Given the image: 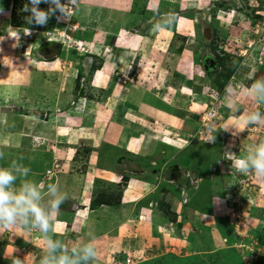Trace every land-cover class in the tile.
Masks as SVG:
<instances>
[{"label":"rangeland","instance_id":"1","mask_svg":"<svg viewBox=\"0 0 264 264\" xmlns=\"http://www.w3.org/2000/svg\"><path fill=\"white\" fill-rule=\"evenodd\" d=\"M82 2L99 6V13H90ZM60 3L70 7L67 18L57 11L46 25L36 26L25 19L29 0H12L22 28L18 39L0 29V167L13 168L17 186L26 182L24 170L30 168L27 182L37 185L47 207V188L63 174H83L91 150L88 141H76L73 160L62 151L50 155L54 132H46L52 119L76 111L92 119L100 113V123H110L114 114L115 122L135 123L136 130L144 123L152 139L147 146L152 162L144 165L127 156L132 174L121 176L120 187L104 189L100 180L101 203H116L122 185L133 178L151 185L137 196L143 197L133 210L136 221L121 227L128 240L101 232L99 243L92 245L96 259L80 264H264V180L239 172L224 156L228 151L249 155L264 142V123L243 131L238 124L254 111L264 115V102L245 91L264 79V0ZM170 13L176 17L171 26L155 31L153 25L170 24ZM119 55L123 58L112 71L111 60ZM206 58L213 60L210 71L202 66ZM214 76L226 81L221 93L212 87ZM131 93L138 104L134 110L127 107ZM128 109L137 115L130 116ZM90 118L84 123H94ZM102 133L100 171L111 155L123 156L105 141L123 145ZM51 146L54 153L60 145ZM60 218L70 230L72 212ZM73 229L65 238L48 237L31 224L22 230L18 223L0 232V264H12L14 258L42 264L48 238L76 258L94 238L88 234L91 226Z\"/></svg>","mask_w":264,"mask_h":264},{"label":"crops","instance_id":"2","mask_svg":"<svg viewBox=\"0 0 264 264\" xmlns=\"http://www.w3.org/2000/svg\"><path fill=\"white\" fill-rule=\"evenodd\" d=\"M103 2V1H102ZM83 3V2H82ZM84 5H87L90 7V13H99L100 10L99 6H96L95 4L92 5V3L87 4L83 3ZM100 5V3H98ZM82 5V4H81ZM0 9L3 11L0 12V19L5 21L3 25H0V29L6 31V36L9 37L10 35L13 34V30L22 29L14 26H10V18L9 14L12 9V0H0ZM4 14V15H2ZM1 23V21H0ZM8 40V38H7ZM36 48H32V50H36ZM117 56L114 57L111 60L110 67L111 70L117 65L121 60V57ZM105 71V69H103ZM100 71V70H98ZM109 73V70H107ZM106 72V71H105ZM106 73V74H107ZM96 78V77H95ZM94 87L98 88L99 85L97 84L96 86L93 85ZM131 100L129 101L130 104L129 106L127 105L128 108H132L133 110L137 108V99L134 96L133 93H131ZM135 98V99H134ZM100 105V104H98ZM116 106V105H115ZM114 107V106H113ZM86 108V106H84ZM78 110V109H77ZM82 110H84L82 108ZM86 110V109H85ZM88 111V110H87ZM129 115L131 109H128ZM85 111L83 112V115H85ZM68 113H63V117H56L53 120L52 123L49 124V130L46 132L47 134H50L54 132V135L52 133L51 136L53 138L49 139V143L51 141H54L55 143H50V148L48 150L49 154H55L57 151H62L60 155H69V157H72V160L75 156H77V144L78 142L76 141H88L90 145V152L88 154L87 160V169L84 171L83 174H79L77 172H72L70 174H63L62 178H60L59 182H55L54 184L50 185V187H46L47 190L45 191V197L46 200L48 201V204L52 197L49 195V190L55 186L59 185V189L61 193H66L67 194V200L62 204L61 209H60V214L59 217L57 218L55 213L51 214V221H52V230L51 232L44 234V236L50 237L51 235H58L59 237H64L69 236L68 234L73 233V225L79 228L83 227L84 229H88L89 226H91V230L88 231V234L92 235L93 241H97L96 244L99 243L100 239V233L102 232H108L109 234H113V238L116 239L120 238L122 242H126L128 240L127 234L124 233L126 232L124 229L121 227H126L127 225L129 226L130 224H133L132 221L135 220V216L133 213V210L136 208L137 201H139L143 196H141L140 199H137L139 197L138 194L145 192V190L150 191V183H147V180L144 179H136L133 178L132 180H128L126 185H122V191L120 194L117 195L116 203H104L100 202V188L101 183L104 182L105 186L104 189L108 187H117L121 186L119 184L121 181V176L123 174H132L130 168L127 169V166H129V161H127V156H133L134 158L140 160L144 165L145 162H152V153L151 151L149 152L147 150V146L152 143L151 137L148 136V126L146 127L144 123H141V125L138 126L137 130L133 128V126H137L135 123H122L119 120L120 118H117V121H114L115 115L112 114L111 117L113 119L109 120L110 123H104L105 119L100 123V113L96 115L95 119L90 118V116H85L82 117L81 115H78L76 111H74V115H67ZM71 114V113H70ZM137 115V112L135 113ZM132 114L130 116H134ZM58 118V119H57ZM90 118V121L94 123H84L86 120ZM63 119V123H62ZM70 120V121H69ZM66 121V122H65ZM114 122V123H111ZM157 123V122H156ZM160 123V122H158ZM46 125L43 124V126H40L42 129L45 130ZM101 129V130H100ZM100 131H103L105 135H109L113 137V140L116 143L122 144L123 148L120 146H116L112 143H109L105 141V146L112 147L117 149L119 152L122 153L124 158L121 159L117 158L114 155H111L108 159L107 165H105V168L100 171V140L104 138H100ZM102 135L104 136V134ZM32 139L35 140L37 138L36 134L32 133ZM51 144H56L60 145L57 146L54 150V153H51L50 150H52ZM109 144V145H107ZM130 144L134 145V149H132ZM99 152H98V151ZM147 150V151H146ZM89 150L86 149V152ZM131 151V152H130ZM37 154V153H36ZM97 157H99L97 159ZM80 158V157H79ZM86 158V157H85ZM121 160L118 162V160ZM67 167L68 165L65 164ZM117 166V167H116ZM123 168H125L123 170ZM138 168H135V174L138 172ZM140 170V169H139ZM51 179V177L49 178ZM44 197V198H45ZM91 201H96L98 206L96 208L89 207V204ZM47 205V204H46ZM147 208L141 207L143 215H146ZM72 212V215L74 216V221L71 222V228L68 230L67 224L61 219L63 215L67 214V211ZM65 213V214H64ZM62 214V215H61ZM148 217V215H146ZM134 219V220H132ZM103 221V222H102ZM104 222H108L107 224H102ZM135 223V222H134ZM93 226V227H92ZM90 229V228H89ZM119 230V231H118ZM121 230V231H120ZM40 233H42L40 231ZM120 233V234H119ZM131 234V233H130ZM43 236V237H44ZM105 236V235H104ZM107 237V236H106ZM111 237V238H112ZM38 239L41 238L39 235L37 237ZM88 243V242H86Z\"/></svg>","mask_w":264,"mask_h":264},{"label":"clouds","instance_id":"3","mask_svg":"<svg viewBox=\"0 0 264 264\" xmlns=\"http://www.w3.org/2000/svg\"><path fill=\"white\" fill-rule=\"evenodd\" d=\"M41 3H47L50 7L42 10L38 7ZM69 4L75 6V0H69ZM30 5V6H29ZM68 5H62L60 0H29V4L24 6V11L30 13L26 22L36 26H44L48 20L59 11L67 18ZM3 10L0 9V12ZM157 15H160L157 12ZM170 24L153 25L155 31L167 30L175 20V14L170 13ZM14 31L13 39H18V32ZM29 29L26 33L29 34ZM26 34V35H27ZM4 39V38H3ZM0 39V40H3ZM246 92L253 93L258 102H264V79H256L251 86L245 87ZM264 123V115L259 111H254L247 116H241L238 124L241 126L240 131L245 130L250 125H260ZM229 126H226V130ZM215 136L209 142H213ZM3 153L0 152V158ZM232 162V166L243 174L255 175L264 180V142L258 143L255 150L246 156L240 157L232 151H228L224 155ZM30 168H25L24 175L26 182L17 186L18 176L14 174L13 168L0 167V232L8 230L13 226H17L23 230L25 225L31 224L32 227L39 229L42 233L47 234L52 230L51 214L55 213L57 218L60 214L62 204L67 200V194L61 193L59 185L53 186L49 190L52 197L47 207L41 204L42 193L38 190L37 185L27 182V174ZM48 255L42 260V264H80V261L88 262L95 260L97 250L92 246L91 242L83 246L79 252L73 256L66 254V250L60 248L58 241L48 238L45 241ZM62 254L58 257L57 252ZM12 264H22L19 259H13Z\"/></svg>","mask_w":264,"mask_h":264},{"label":"trees","instance_id":"4","mask_svg":"<svg viewBox=\"0 0 264 264\" xmlns=\"http://www.w3.org/2000/svg\"><path fill=\"white\" fill-rule=\"evenodd\" d=\"M10 24L12 26H14V27H19V23H18V21L15 18L14 7H12V11H11V15H10ZM225 84H226V81L221 80L217 76H214L213 79H212V87L217 89L219 91V93L222 92V90L224 89ZM90 204H91L92 208H96L98 206L96 201H91Z\"/></svg>","mask_w":264,"mask_h":264},{"label":"flooded vegetation","instance_id":"5","mask_svg":"<svg viewBox=\"0 0 264 264\" xmlns=\"http://www.w3.org/2000/svg\"><path fill=\"white\" fill-rule=\"evenodd\" d=\"M204 61H205V59H204ZM203 61V63H202V66H203V69H205V70H212L213 68H214V66H212L213 65V63H211L210 61H207L206 63ZM206 64H208V65H206ZM209 66V67H208Z\"/></svg>","mask_w":264,"mask_h":264},{"label":"water","instance_id":"6","mask_svg":"<svg viewBox=\"0 0 264 264\" xmlns=\"http://www.w3.org/2000/svg\"><path fill=\"white\" fill-rule=\"evenodd\" d=\"M209 60H210V59L206 58L204 62L206 63V62L209 61ZM210 62L213 63V60H210Z\"/></svg>","mask_w":264,"mask_h":264},{"label":"built area","instance_id":"7","mask_svg":"<svg viewBox=\"0 0 264 264\" xmlns=\"http://www.w3.org/2000/svg\"><path fill=\"white\" fill-rule=\"evenodd\" d=\"M127 264H129V260H127Z\"/></svg>","mask_w":264,"mask_h":264}]
</instances>
